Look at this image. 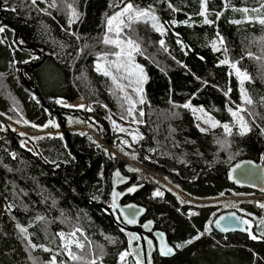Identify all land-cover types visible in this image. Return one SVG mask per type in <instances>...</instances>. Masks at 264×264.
<instances>
[{
	"label": "trees",
	"instance_id": "trees-1",
	"mask_svg": "<svg viewBox=\"0 0 264 264\" xmlns=\"http://www.w3.org/2000/svg\"><path fill=\"white\" fill-rule=\"evenodd\" d=\"M129 2L151 9L164 27L162 35L141 20L126 30L140 45L133 62L143 69L134 136L118 130L131 117L129 103L94 68L99 55L115 50L102 39L106 16ZM262 4L206 0L212 23H205L201 0H0V264H51L53 257L55 264H134L128 256L120 261L127 244L106 211L115 169L139 185L127 200L145 208L144 218L175 250L169 258L154 253L152 264H264V192L237 188L225 175L243 158L264 166ZM225 59L250 77L243 87L252 104L241 102L240 82ZM75 98L92 111L56 104ZM185 104L203 108L220 125L230 122L229 108L241 106L249 130L202 132ZM11 122L28 133H14ZM51 128L59 132H42ZM156 189L162 195L152 196ZM228 209L250 222L246 234L212 230L214 216ZM188 210L197 213L187 218ZM77 228L89 242L76 233L84 248L71 245L82 257L73 260L58 234Z\"/></svg>",
	"mask_w": 264,
	"mask_h": 264
},
{
	"label": "snow or ice",
	"instance_id": "snow-or-ice-1",
	"mask_svg": "<svg viewBox=\"0 0 264 264\" xmlns=\"http://www.w3.org/2000/svg\"><path fill=\"white\" fill-rule=\"evenodd\" d=\"M32 2L35 4L36 3V0H32ZM205 4H206V0H201V15L202 16H205V23H212V21H209L207 20L206 18V8H205ZM171 7V5H169ZM51 7H56V4L53 3L51 5ZM69 7L71 8V5H69ZM261 8H264V4L261 5ZM239 11H242V12H245L247 13L249 10L247 8H243V9H239ZM253 11H259L257 9H253ZM219 15V14H217ZM77 14L75 12V10L73 9L72 11V17H76ZM141 20L147 22V21H151L152 22V27L158 31V32H161V34L163 35L164 33V27L162 24L159 23L157 17L152 14V11L151 9H139L137 7H135L132 3H126L124 5V7L116 12L113 16H110L108 17V20H107V24H108V31L109 32H112V31H115L117 33V39H111L109 38L107 35H105V38H104V43L105 44H115L117 47H120V52L116 53L115 55L118 57V58H121V57H124L126 58L127 60V63H117V62H112V65H106V64H101V63H97L96 64V71L97 72H100L102 73L104 76H107V77H110L113 81V84L116 86V88L120 91V92H123L125 93V100H127V102L129 103L130 107L128 108V115L131 116L133 114V110L135 108V104L136 102L133 101L132 97L127 95L126 91H125V88L126 86L122 83H120V80H128V85L127 87H131L132 86V79H131V76H132V71L131 69L132 68H135V69H139L140 72H143V69L139 66V65H134L132 63L133 61V53L134 52H140V45L139 43L136 42V40H134L133 38L131 37H127L125 39H120L119 38V35L120 33L122 32L123 28H131L132 25L134 23H138L140 22ZM116 22V25H115V29L113 28V23ZM233 23H241V21L237 20V21H232ZM260 24L264 25V16H261L259 18V21H258ZM69 25H71L72 23H74V19L73 18H70L69 21H68ZM173 23H175V21H173ZM185 23H187V21H185ZM0 31H3L2 28H0ZM219 35V34H217ZM178 43L180 42L179 40L177 41ZM220 42L222 43L223 40L222 38H220ZM160 44L161 46L164 45V40L162 39L160 41ZM213 50L214 51H218L219 49L216 47V42L214 41L213 42ZM249 55L251 56V53H249ZM221 63H228L227 59L221 61ZM114 66L115 69H116V72H120L121 69H123L124 71V75L120 76L119 78L117 77V75H115L113 73V71L110 70V68ZM231 67L233 69H235V74L236 76L238 77V79L240 80V85H241V97H242V101L243 103L245 104H252L253 101L252 99L248 96L246 90L244 89L243 85H244V82L246 80H249L250 77L248 76V74L246 72H242L235 63L231 64ZM133 91H136V92H141L142 89L140 88H133ZM227 95V93H225ZM140 103H143V100L141 99L139 101ZM56 103H62L61 100H57ZM67 106V105H66ZM79 107H84V105H80ZM184 107H190V104H185ZM193 111L195 112L196 110L193 109ZM199 111L203 112V109H200ZM228 111L230 112V114L232 115V117L234 119H237L239 120V125H240V129H241V132L240 134L243 135L248 129V126H247V123L244 121L243 117L242 116H239L238 115V112L239 111H243L242 108H239L238 106V110L237 111H233V109L229 108ZM143 113H141L142 115ZM207 115V114H205ZM124 117H122L123 119ZM25 123H27L25 121ZM53 122L52 121H49V124H52ZM204 123L206 124H209L211 127L215 128L217 126H222L225 130L226 133L228 134H231V127L228 125V124H223V125H220L218 121H215L212 117H207L206 119H204ZM113 124L114 126L115 125V122L113 121ZM35 127V125H33ZM55 126V125H53ZM44 127H48V125H44ZM118 127V126H116ZM118 130L119 131H125V129L123 128H119L118 127ZM200 131H206V129L204 128H201ZM126 143V142H125ZM116 175H119V173H116ZM128 191H134V188H130L128 189ZM119 193H113V202H112V207L115 208L117 205H116V196H118ZM154 195L156 196H160L162 195V193H160L159 191H157L156 193H154ZM221 195H223V193H221ZM260 207L264 208V204H261ZM232 217H235V214L232 213L230 214ZM38 220H43L44 218L43 217H37ZM125 219L127 220L128 223H135L136 221L134 219H128L127 217H125ZM225 219V217H221L220 220H217L215 221L217 227L220 226V221ZM239 219V218H237ZM243 224H249L250 222L247 221V220H243L241 221ZM151 223V222H149ZM261 225H264V219H262L260 221ZM19 227V226H18ZM225 231H227V229L225 228L224 229ZM207 231H210V229L206 226L205 227V232ZM20 232L22 234H25L27 232V229L26 228H20ZM79 232V229H75L74 231L68 233L67 237L65 236L64 233H59L58 235L60 236L61 240L63 241V248L67 250L68 252V255L71 259L73 260H79V259H82V257L80 256H77L76 254H74L71 250V245H75L76 248H80V249H83L84 248V244L81 243L79 240L77 239H73L75 236H76V233ZM161 236H163V234H160ZM202 235V233H201ZM261 235H264V232L261 233ZM250 236L252 239H257L258 237L255 236V235H251L250 233ZM133 239H138V237H135L133 236L132 237ZM195 239H199V235L195 236V237H192L190 238L189 240L185 241V244H190L193 242V240ZM149 244H151V241H148ZM32 247H36V245H31ZM184 245L183 244H177L176 247L177 248H180V247H183ZM45 251H48V249H45ZM160 251H161V254L163 255H167L169 253H171L173 251V249L171 247H168L166 244H164L163 240H161V248H160ZM128 255V252L127 251H124V252H121L119 254V259L121 262H123L125 260V258L127 257ZM34 264H36V261H34ZM51 264H55V257H53V260L51 262ZM89 264H96L95 261H91L89 262ZM137 264H140L139 260L137 261Z\"/></svg>",
	"mask_w": 264,
	"mask_h": 264
},
{
	"label": "water",
	"instance_id": "water-1",
	"mask_svg": "<svg viewBox=\"0 0 264 264\" xmlns=\"http://www.w3.org/2000/svg\"><path fill=\"white\" fill-rule=\"evenodd\" d=\"M24 85L27 84L24 83ZM116 173H119V175H116ZM225 175L228 182L237 188H246L257 194L264 192V166L259 161L249 158L239 159L225 170ZM109 183V205L106 207V211L113 225L125 238L127 256L132 259L134 264H137L138 260L140 264H152L154 253L160 258L171 257L175 253L173 246L167 241L165 232L155 227L152 219L144 218L145 208L131 200L120 203L124 197H130L139 188V185L131 183L129 177L118 169L111 172ZM130 188H134V191H128ZM114 192L119 193L115 198L117 205L115 208L111 206ZM232 213L235 214V217L230 215ZM125 217L134 219L136 222L128 223ZM221 217H225V219L221 220L220 226L217 227L215 221L220 220ZM243 220L242 216L236 211L228 209L214 216L211 221V228L220 235L230 233L246 234L248 225L243 224L241 222ZM225 228L227 231L224 230ZM160 234H163V236ZM133 236L138 237V239H133ZM161 240L173 249L171 253L161 254ZM148 241H151V244Z\"/></svg>",
	"mask_w": 264,
	"mask_h": 264
},
{
	"label": "rangeland",
	"instance_id": "rangeland-1",
	"mask_svg": "<svg viewBox=\"0 0 264 264\" xmlns=\"http://www.w3.org/2000/svg\"><path fill=\"white\" fill-rule=\"evenodd\" d=\"M125 5V4H124ZM124 5H121L120 7H117L113 12H110L109 13V15H107L106 16V21L104 22V30H105V34L103 35V41H104V38H105V35H107L109 38H111V39H117V33L115 32V31H112V32H109L108 31V24H107V20H108V17H110V16H113L116 12H118V11H120L123 7H124ZM150 26H151V24H152V22L151 21H148L147 22ZM115 25H116V22H114L113 23V28L115 29ZM126 30H127V28H123V30H122V34L125 36V38H127V35H126ZM119 38L120 39H125V38H123V37H121L120 35H119ZM112 47H114L115 48V50H110V48H108V50H107V52H105V53H103V54H105V55H103V54H101V55H99V56H101L98 60H96V61H94V68L96 69V64L97 63H101V64H106V65H112V62H117V63H127V60H126V58H124V57H121V58H118L115 54L116 53H118V52H120V47H117L115 44H110ZM213 45V44H212ZM216 47H218V42H216ZM111 51V52H110ZM103 55V56H102ZM132 63L134 64V65H137V64H135L133 61H132ZM228 66H229V69H230V72L231 73H233L235 76H236V74H235V69H233L232 67H231V64H233L232 62H229L228 61V63H226ZM110 70L111 71H113V73L115 74V75H117V77L119 78L120 76H122V75H124V71H123V69H121V71L120 72H116V69H115V67L114 66H112L111 68H110ZM131 71H132V76H131V79H132V81H133V83H132V86L131 87H127V85H128V80H120V83H122V84H124L125 86H126V88H125V91H126V93H127V95H129V96H131L132 97V99H133V101H135L136 102V104H135V106L139 103V101L142 99V96H141V92H136V91H133V88H142L141 87V85H142V80H143V72H140L139 71V69H135V68H132L131 69ZM237 77V76H236ZM111 79V78H110ZM237 79H238V77H237ZM239 80V79H238ZM239 82H240V80H239ZM122 93V95H123V97H125V93H123V92H121ZM240 94H241V90H240ZM74 101L76 100L78 103V105H84V107H80V108H71L72 106H70L72 103H70V102H62V103H56L58 106H61V107H66V108H70V109H78V110H81V111H83V112H90V111H92V108H91V106L88 104V103H86V102H84L81 98H75V99H73ZM240 100H241V102H243L242 101V97H240ZM67 103H70V104H67ZM66 105H68L69 107H67ZM239 108H242L241 106H239ZM190 109L192 110V113L194 114V116L196 117V120H197V126L201 129V128H204V129H208V128H212L209 124H206V123H204V119H206L207 117H209V115H208V113L203 109V108H200V107H190ZM193 109H195L196 111L194 112L193 111ZM200 109H203V112H201V111H199ZM238 110V108L237 109H235V110H233V111H237ZM205 114H207V115H205ZM238 115L239 116H241V111H239L238 112ZM230 116H231V120H230V122H228V123H222L221 125H223V124H228L229 126H232V125H235L237 128H238V130L239 131H241V129H240V125H239V120H238V118L237 119H234L233 117H232V115L230 114ZM244 119V118H243ZM9 123V122H8ZM47 125H48V123H47ZM137 124H136V121L134 120V119H132V116L130 117V118H127V122L126 123H122L121 124V128H123V129H125V132L128 134V135H130V136H134V135H139V132H138V130H137V126H136ZM16 128H15V127ZM10 127L12 128V131H14V130H18L17 132H24V133H28V132H26L25 130H23V129H21L18 125H16V124H14V123H10ZM49 127V126H48ZM47 127V128H48ZM50 131H55L56 133H58L59 132V130L58 129H53V128H51V129H48V130H45V131H42V132H44V133H47V132H50ZM41 133V132H40ZM22 145L23 146H25V147H27V148H30L29 147V145L27 144V143H22ZM157 191H159L160 193H162V191L161 190H158V189H156V190H154L153 192H152V196H156V195H154V193H156ZM178 195L182 198V199H188V197H186V196H184V195H182L181 193H178ZM1 209H2V203H1V201H0V211H1ZM197 212L195 211V210H188V212H185L184 214H185V216L187 217V218H189V216L190 215H192V214H196ZM78 234H80L81 236H82V238L83 239H85V240H87L88 242H89V240L88 239H86L85 238V236H84V234H83V231L81 230V231H79V233ZM67 237V236H66ZM61 239V238H60ZM73 239H77V240H79L80 241V239L76 236V237H74ZM61 243H62V245H63V241L61 240ZM75 245L73 244L72 245V249H74L75 247H74ZM89 249V248H88ZM89 251H90V249H89ZM64 252H65V254L68 256V254H67V252L64 250ZM123 264H126V263H123Z\"/></svg>",
	"mask_w": 264,
	"mask_h": 264
},
{
	"label": "bare ground",
	"instance_id": "bare-ground-1",
	"mask_svg": "<svg viewBox=\"0 0 264 264\" xmlns=\"http://www.w3.org/2000/svg\"><path fill=\"white\" fill-rule=\"evenodd\" d=\"M77 103H78V102L75 100V101L70 105V106H72L71 108H76V107H77V108H80V107H79L80 105H78ZM67 107H69V106L67 105Z\"/></svg>",
	"mask_w": 264,
	"mask_h": 264
},
{
	"label": "flooded vegetation",
	"instance_id": "flooded-vegetation-1",
	"mask_svg": "<svg viewBox=\"0 0 264 264\" xmlns=\"http://www.w3.org/2000/svg\"><path fill=\"white\" fill-rule=\"evenodd\" d=\"M128 200H127V196L126 197H124L121 201H120V203H124V202H127Z\"/></svg>",
	"mask_w": 264,
	"mask_h": 264
},
{
	"label": "built area",
	"instance_id": "built-area-1",
	"mask_svg": "<svg viewBox=\"0 0 264 264\" xmlns=\"http://www.w3.org/2000/svg\"><path fill=\"white\" fill-rule=\"evenodd\" d=\"M14 127H15V126H14ZM15 128H16V127H15ZM17 131H18V130H14L13 132L16 133ZM186 212H188V211H186Z\"/></svg>",
	"mask_w": 264,
	"mask_h": 264
}]
</instances>
